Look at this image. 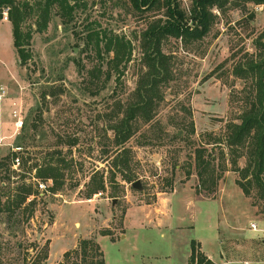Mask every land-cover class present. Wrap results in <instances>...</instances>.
I'll use <instances>...</instances> for the list:
<instances>
[{
  "label": "rangeland",
  "instance_id": "rangeland-1",
  "mask_svg": "<svg viewBox=\"0 0 264 264\" xmlns=\"http://www.w3.org/2000/svg\"><path fill=\"white\" fill-rule=\"evenodd\" d=\"M180 1L188 10L192 0ZM82 3L71 17L53 10L45 27H38L37 13L29 15L24 29L31 34V57L26 64L20 63L13 46L9 8H0V89L4 90L0 99V264H41L45 254L46 263L57 264L83 238L99 243L105 264H148L147 255L167 254L172 243L212 233L204 227V211L209 209L213 218L218 209L213 202L198 201L205 199H217L223 208L218 214L222 247L243 262L264 264V198L252 178H243L238 170L245 166L247 155L236 157L237 168L230 163L233 154L227 147L213 143L224 141L226 124L238 122L245 108L246 81L232 70L260 50L256 40L264 30V3L227 0L212 8L216 19L202 40L187 49L173 39L163 43V51L173 55L176 79L162 89L152 121L138 123L123 155L127 164L118 168L113 166L110 121L120 105L133 97L142 69L140 33L162 16L163 9L139 12L126 0ZM90 31L132 40L131 59L114 95V77L103 82L107 58L101 61L96 56L95 38L86 46ZM94 66L103 70L98 84L102 86L95 95L91 92L97 88L94 80L84 82ZM14 110L23 121L19 129L14 126ZM184 118L193 121V132L183 128L192 144L169 143L166 134L176 131ZM22 135L27 137L17 153L20 165L14 169L11 151ZM75 137L74 146L62 142ZM202 144L207 152L213 150L214 163L221 168H216L220 177L209 192L202 188L191 158L194 147ZM53 149L61 151L52 159L60 155L67 164L58 190L52 189V179L38 176L39 166H35L42 165ZM95 171L96 179L103 176L105 189L87 198L86 183ZM135 180L140 181L141 190L132 187ZM39 181L46 183L41 192ZM26 189L33 194L18 204ZM152 211L159 213L162 227L153 225ZM251 223L259 230H253ZM157 259L155 263L163 258Z\"/></svg>",
  "mask_w": 264,
  "mask_h": 264
},
{
  "label": "trees",
  "instance_id": "trees-1",
  "mask_svg": "<svg viewBox=\"0 0 264 264\" xmlns=\"http://www.w3.org/2000/svg\"><path fill=\"white\" fill-rule=\"evenodd\" d=\"M72 1L73 3H70ZM227 0H192L188 10H185L180 0H126L136 11L162 10V16L150 21L147 27L140 33L139 44L141 48L142 69L133 92V97L127 103L120 105V111L112 117L109 128L112 131L113 166L116 168L126 166L127 159L124 154L128 152L126 147L129 139L135 134L138 123H149L154 117V112L163 98L164 87L171 84L176 79L173 67L172 53L163 51V43L173 39L175 42L187 49V46L195 41L202 40L210 31L216 19L212 8L221 7ZM256 4L264 3V0H245ZM83 6L82 0H34L30 4L29 0H0V8H9L12 25L13 46L17 52L21 64H26L31 57V34L26 28V21L31 13H37L36 22L38 27L47 26L51 12L61 17L72 16L75 8ZM101 35V37H99ZM95 38L94 51L96 56L102 61L106 60L107 68L103 72L101 66H94L87 71L84 82L93 81L97 88L91 91L97 94L102 85H98L100 74L104 73L103 82H107L112 77L115 80V89L112 94L117 93V88L121 84V77L124 74V67L130 61L132 55V40L123 35L114 33L90 31L86 35V46ZM102 42V43H101ZM259 52L256 56L251 55L243 65L236 64L233 67V74L244 78V89L246 91L245 108L239 116L238 122H228L225 127L224 141L218 139L213 143H223L229 153L233 154L230 163L236 165V157L247 155L246 164L243 168H238L243 174V178L249 176L259 187L264 198V30L256 40ZM106 56V57H105ZM105 57V58H104ZM244 66V67H243ZM96 80V81H95ZM85 82V83H86ZM26 126V124H25ZM24 128V127H23ZM183 128L188 132L194 131L193 121L184 120L178 125V129L171 134H166L169 143L177 140L192 144L190 139L183 135ZM22 135L16 141L15 146L21 147L26 139ZM61 139L62 136H58ZM78 138H71L62 141L67 147L74 146ZM148 142V141H145ZM211 144L210 142H206ZM245 149V151H241ZM61 149H53L51 156L46 159L37 169V174L44 180L52 179L53 190L62 187L64 177L63 170L67 164L62 156L53 160V154H60ZM21 151H19L20 153ZM108 152V150H106ZM17 152L11 151V165ZM193 165L200 184L205 192L212 191L216 184V179L220 174L216 168L221 170L218 164L214 163L213 150L206 151L204 145L194 147ZM217 169V170H218ZM235 170V169H234ZM95 171L88 183H86V196L90 198L97 192L105 189L103 176L98 177ZM129 182L132 179L128 180ZM242 183V182H241ZM243 192L248 194L246 186L242 183ZM30 189H26V195L20 197L18 204L22 203L28 195H32ZM44 261L41 264H48ZM105 264L104 254L99 243L93 238H83L78 245L63 253L62 261L57 264ZM189 264H214L207 258L194 241H191V254Z\"/></svg>",
  "mask_w": 264,
  "mask_h": 264
},
{
  "label": "crops",
  "instance_id": "crops-1",
  "mask_svg": "<svg viewBox=\"0 0 264 264\" xmlns=\"http://www.w3.org/2000/svg\"><path fill=\"white\" fill-rule=\"evenodd\" d=\"M198 201L199 202L200 201L213 202L215 203L218 209V214H220L221 211H223L221 203L217 199H205V200H198ZM195 203L193 202L192 204L195 205ZM186 206H190V204ZM207 207H210V205H208ZM181 209H182V206H181ZM218 214L215 217H213L214 220H217V222L214 221V223H212L213 218L209 213V209L206 208L204 211V221H203L205 224L204 227L208 232H212L210 235L190 237L187 240H185L183 243L180 241L172 243L170 245L169 253L167 254L145 256V258L148 261V264H159V263L160 264H189L192 240H195L197 242V246L199 247V250L204 255H206L207 258L211 260L214 264H244V263L249 264L250 261L243 262L239 259H236L229 254L230 252H228L226 249L222 247L223 241L219 237V233H218V223H219ZM152 215H153L152 217L153 225L156 226L157 228L162 227V225H160V222L158 221L160 219L158 216L159 213L156 214L154 213V211H152ZM128 219H129V215H126L125 220H128ZM139 225H143V224L140 222ZM191 225L192 224H188L187 226L192 228ZM262 228L264 229V227ZM174 229L178 230L177 227H175ZM121 236L126 237V234H122ZM174 255H176L175 257L179 256L180 260L173 258ZM159 256L163 258L162 261H159V263H155L154 261L160 260V259H157L159 258ZM140 264H144V261H141ZM254 264H262V261L260 260L255 261Z\"/></svg>",
  "mask_w": 264,
  "mask_h": 264
},
{
  "label": "built area",
  "instance_id": "built-area-1",
  "mask_svg": "<svg viewBox=\"0 0 264 264\" xmlns=\"http://www.w3.org/2000/svg\"><path fill=\"white\" fill-rule=\"evenodd\" d=\"M3 13L5 14V12H3ZM5 18H6V14H5ZM3 94H4V90L3 89H0V99L2 98ZM13 116L15 118V120H14V126L16 127V129L21 128L23 121H22V119H20V114L16 110H14L13 111ZM13 151L18 153L19 151H21V147L15 146V147H13ZM20 162H21L20 156L16 155L13 158V160H12V168L17 169V167L20 165ZM37 186H38V190L40 192L42 190H45L46 189V183L45 182L39 181L38 184H37ZM250 227L253 230H259L256 223H251L250 224Z\"/></svg>",
  "mask_w": 264,
  "mask_h": 264
},
{
  "label": "water",
  "instance_id": "water-1",
  "mask_svg": "<svg viewBox=\"0 0 264 264\" xmlns=\"http://www.w3.org/2000/svg\"><path fill=\"white\" fill-rule=\"evenodd\" d=\"M132 187L135 188V189H138V190H141L142 189V186H141V183L139 180H135L134 182H132ZM115 200V199H113Z\"/></svg>",
  "mask_w": 264,
  "mask_h": 264
}]
</instances>
